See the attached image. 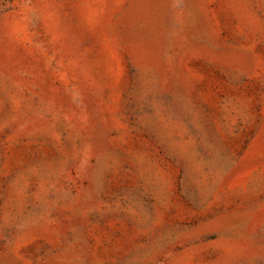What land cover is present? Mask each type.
Segmentation results:
<instances>
[{"label":"rangeland","instance_id":"1","mask_svg":"<svg viewBox=\"0 0 264 264\" xmlns=\"http://www.w3.org/2000/svg\"><path fill=\"white\" fill-rule=\"evenodd\" d=\"M0 264H264V0H0Z\"/></svg>","mask_w":264,"mask_h":264}]
</instances>
